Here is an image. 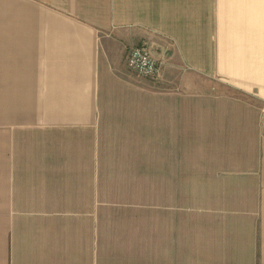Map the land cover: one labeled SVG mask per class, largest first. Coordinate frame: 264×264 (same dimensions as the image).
Instances as JSON below:
<instances>
[{"label":"crops","instance_id":"crops-1","mask_svg":"<svg viewBox=\"0 0 264 264\" xmlns=\"http://www.w3.org/2000/svg\"><path fill=\"white\" fill-rule=\"evenodd\" d=\"M0 264H264V0H0Z\"/></svg>","mask_w":264,"mask_h":264},{"label":"built area","instance_id":"built-area-1","mask_svg":"<svg viewBox=\"0 0 264 264\" xmlns=\"http://www.w3.org/2000/svg\"><path fill=\"white\" fill-rule=\"evenodd\" d=\"M126 66L136 75L146 79L159 78L161 73V64L152 58L146 44L130 50L126 58Z\"/></svg>","mask_w":264,"mask_h":264},{"label":"rangeland","instance_id":"rangeland-1","mask_svg":"<svg viewBox=\"0 0 264 264\" xmlns=\"http://www.w3.org/2000/svg\"><path fill=\"white\" fill-rule=\"evenodd\" d=\"M158 215V214H157ZM158 217V216H157ZM148 224L150 225H156V227L158 228V221H152V222H148Z\"/></svg>","mask_w":264,"mask_h":264}]
</instances>
